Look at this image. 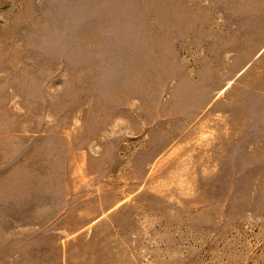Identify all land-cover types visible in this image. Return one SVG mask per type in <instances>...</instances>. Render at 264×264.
<instances>
[{
  "label": "rangeland",
  "instance_id": "obj_1",
  "mask_svg": "<svg viewBox=\"0 0 264 264\" xmlns=\"http://www.w3.org/2000/svg\"><path fill=\"white\" fill-rule=\"evenodd\" d=\"M0 264H264V0H0Z\"/></svg>",
  "mask_w": 264,
  "mask_h": 264
},
{
  "label": "bare ground",
  "instance_id": "obj_2",
  "mask_svg": "<svg viewBox=\"0 0 264 264\" xmlns=\"http://www.w3.org/2000/svg\"><path fill=\"white\" fill-rule=\"evenodd\" d=\"M170 156V155H169ZM169 156H168V158H169Z\"/></svg>",
  "mask_w": 264,
  "mask_h": 264
}]
</instances>
